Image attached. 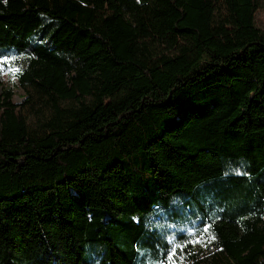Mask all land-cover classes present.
Returning a JSON list of instances; mask_svg holds the SVG:
<instances>
[{"label":"trees","instance_id":"1","mask_svg":"<svg viewBox=\"0 0 264 264\" xmlns=\"http://www.w3.org/2000/svg\"><path fill=\"white\" fill-rule=\"evenodd\" d=\"M260 8L0 0V264H264Z\"/></svg>","mask_w":264,"mask_h":264},{"label":"rangeland","instance_id":"2","mask_svg":"<svg viewBox=\"0 0 264 264\" xmlns=\"http://www.w3.org/2000/svg\"><path fill=\"white\" fill-rule=\"evenodd\" d=\"M260 5H261V8L255 16V23H256L257 27L264 28V0H260ZM5 79L8 80L9 75H7L5 77ZM15 101L19 102V99L16 98ZM175 242H177V241H175ZM190 242L193 245L192 247L195 251H200L199 249H204L205 244L203 242H201L200 238L194 237L190 240ZM177 246L179 248L183 247L182 244H177ZM175 255H176V252H175ZM175 255H172V261H171L172 264H183V262H184L183 257L176 255L177 258H175Z\"/></svg>","mask_w":264,"mask_h":264},{"label":"snow or ice","instance_id":"3","mask_svg":"<svg viewBox=\"0 0 264 264\" xmlns=\"http://www.w3.org/2000/svg\"><path fill=\"white\" fill-rule=\"evenodd\" d=\"M182 250V249H181ZM171 255H175V251H173L172 253H170Z\"/></svg>","mask_w":264,"mask_h":264}]
</instances>
